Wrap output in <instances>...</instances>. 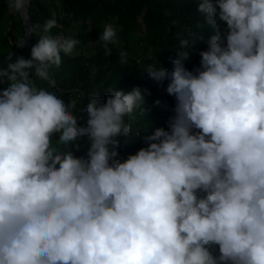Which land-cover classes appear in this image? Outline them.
Returning a JSON list of instances; mask_svg holds the SVG:
<instances>
[{"label":"clouds","instance_id":"obj_1","mask_svg":"<svg viewBox=\"0 0 264 264\" xmlns=\"http://www.w3.org/2000/svg\"><path fill=\"white\" fill-rule=\"evenodd\" d=\"M6 3L27 22L30 0ZM198 3L215 34L193 70L184 64L189 39L170 71L142 68L167 82L174 115L123 160L121 139L140 135L131 120L146 116L147 93L95 92L78 108V99L37 87L55 86L50 69L80 43L49 34L55 13L30 58H5L0 264H264V0ZM99 43L111 56L113 24Z\"/></svg>","mask_w":264,"mask_h":264},{"label":"trees","instance_id":"obj_2","mask_svg":"<svg viewBox=\"0 0 264 264\" xmlns=\"http://www.w3.org/2000/svg\"><path fill=\"white\" fill-rule=\"evenodd\" d=\"M62 3L65 15L60 19L63 27L61 33L68 34L67 30L70 27L68 14H71L74 20H81L84 32L80 33V36L71 37L80 41L74 50H82V53L71 57L61 53L60 67L53 66L50 69L56 84L54 87L46 84L50 92L64 96L66 100L78 99V106L81 108L87 104L88 96L95 92L101 98L106 97L112 89L127 93L138 87L142 93H147L144 105L146 116L134 114V119L131 120L133 134L141 132L140 135L136 137L130 135L121 139L119 156L122 160L126 159L128 155L146 147L143 142L145 132L151 134L156 128L165 130L168 128L170 114L174 113V110L167 108L158 112L159 105H155L154 102L161 98H170L171 104L175 107V100L164 93L165 88L160 82L146 78L145 71L142 74V68L150 65L149 63H142L132 55L126 56V62L121 63V53L112 51L111 56H106L104 49L89 52L87 55L82 45H87L94 36L86 33V26L115 18L118 35L126 40L137 30L140 18L149 46L159 50L160 57L164 61L161 66L168 67L169 71L172 69V60L177 58V52L180 51L178 47L181 39H189L192 45L184 49L190 52L184 64L188 70H193L199 67V52L207 50L208 41L215 33L206 24L205 15L198 11V0H62ZM6 5V0H2V7ZM2 7L0 6V12ZM53 7L52 2L31 0L28 14L32 27L36 24L43 26L50 18V10L54 9ZM163 27H167L168 31L166 32ZM36 31L31 34V48L37 43ZM9 37L15 42L14 36L9 35ZM15 44L6 45L0 50V64L16 49ZM31 48H20L13 56L25 54L30 58ZM6 66L7 64L4 67ZM161 112L166 116L162 117ZM74 115H83L82 124L87 120L86 114L74 113Z\"/></svg>","mask_w":264,"mask_h":264},{"label":"rangeland","instance_id":"obj_3","mask_svg":"<svg viewBox=\"0 0 264 264\" xmlns=\"http://www.w3.org/2000/svg\"><path fill=\"white\" fill-rule=\"evenodd\" d=\"M46 1L47 3L52 2L54 4V7H53L54 9L50 10L51 16L49 19H52L53 13H55V19L57 21V27H54L50 30V33H49L50 35H52L53 37H69V36L74 35V37H76L78 35L80 36V33L84 32L82 28V24H83L82 21L76 20V19L74 20L72 15L68 14L67 19H68L69 26H70L69 29L67 30L68 34L65 35L61 33L63 27L60 24V19L63 15H65L64 8H63L64 4L62 3V0H45V2ZM0 6L2 7V0H0ZM106 23L113 24L114 28L117 29V23H116L115 18L105 19L100 24H96V25L88 24L86 26V33L87 32L91 33L94 36V38L91 41H89L87 45H82L87 55L89 54V52H98L101 49H104L102 46H100L99 37L101 36ZM42 28L43 26H41L40 29L36 31V34H37L36 41L37 42L39 40V35L42 32ZM163 29L166 32L168 31L167 27H163ZM9 35H12L15 37V42L11 41ZM23 36H24V30L22 27V21L19 17V14L10 12L7 5L3 6L2 12H0V50H3L6 45L11 46L12 44L16 43ZM117 39H118V43L108 45V47L112 49V51L114 52L115 51L119 53L123 52V53H126V56H131V55L135 56L139 60H141L142 63L147 62L150 65L159 66V64L161 65L164 62L160 57L159 50L155 47L149 46L148 41H147V35L145 33V30L143 28L140 18L138 19V28L135 31V33L130 35L126 40H123L120 38L117 32ZM80 53H82V50H74L73 54L68 55V56L70 57L76 56ZM20 56H23L24 58L28 59V57L25 54L20 55ZM143 73H144V70L142 71V74ZM145 75H146V78L150 79L146 72H145ZM36 83H37V87L45 88L46 90L49 91V88L46 82L44 83L43 81H40L37 79ZM160 83L166 89L167 82L165 81V82H160ZM164 93H166V91ZM62 98L65 100V102L69 101L68 99L66 100L64 96ZM157 101H159V104L156 103ZM157 101H155L154 104L159 105L158 112L164 109H167V108L170 109L171 111L174 110L173 108L174 105L171 104L170 98L169 99L161 98V99H158ZM77 107L79 108L78 103H77ZM173 115L174 113L172 112L170 114L169 121L173 117ZM83 154H84V151L82 147L81 152L76 153V155L81 156Z\"/></svg>","mask_w":264,"mask_h":264},{"label":"water","instance_id":"obj_4","mask_svg":"<svg viewBox=\"0 0 264 264\" xmlns=\"http://www.w3.org/2000/svg\"><path fill=\"white\" fill-rule=\"evenodd\" d=\"M19 17H20V16H19ZM28 17H29V14H28ZM20 19H21V18H20ZM21 21H22V27H23V30H24V35H25V33H27L26 36H25V40H26L25 47H27V48H31V33L28 32V30L32 27L30 17H29V19L27 20L26 23H25V21L22 20V19H21ZM18 49H20V48L16 47V49L12 52V55H14L15 52H16ZM6 64H7V60L5 59V60L0 64V68H3Z\"/></svg>","mask_w":264,"mask_h":264},{"label":"built area","instance_id":"obj_5","mask_svg":"<svg viewBox=\"0 0 264 264\" xmlns=\"http://www.w3.org/2000/svg\"><path fill=\"white\" fill-rule=\"evenodd\" d=\"M149 77V76H148ZM150 78V77H149ZM151 79V78H150ZM161 116L162 117H165L166 116V114L164 113V112H161Z\"/></svg>","mask_w":264,"mask_h":264}]
</instances>
